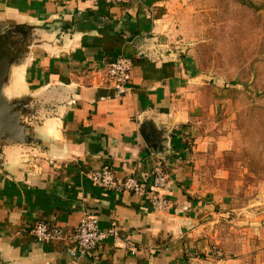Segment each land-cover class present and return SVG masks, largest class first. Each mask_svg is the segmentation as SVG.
<instances>
[{"label":"crops","instance_id":"obj_1","mask_svg":"<svg viewBox=\"0 0 264 264\" xmlns=\"http://www.w3.org/2000/svg\"><path fill=\"white\" fill-rule=\"evenodd\" d=\"M1 1L50 32V42L16 70L11 92L43 93L56 118L47 125L37 174L22 164L0 170V264H213L204 257L221 205L200 170L211 157L198 136L196 97L188 93L197 73L174 53L160 54L158 43L173 0ZM138 37L150 38L155 50L134 47ZM119 56L133 61L120 94L104 83ZM142 118L169 130L168 141L158 143L162 151L144 142ZM159 161L169 176L167 212L151 208L148 187L146 195L116 193L90 181L105 163L117 178L144 181ZM84 214L96 215L101 231L115 230L92 259L70 256ZM39 221L62 228L63 238L37 242L30 230Z\"/></svg>","mask_w":264,"mask_h":264},{"label":"rangeland","instance_id":"obj_2","mask_svg":"<svg viewBox=\"0 0 264 264\" xmlns=\"http://www.w3.org/2000/svg\"><path fill=\"white\" fill-rule=\"evenodd\" d=\"M168 15L160 54L174 53L197 73L188 93L196 97L198 136L211 157L200 170L221 205L204 258L263 264L264 0H173ZM22 152L11 161L41 159L33 152L36 158L25 163L31 151Z\"/></svg>","mask_w":264,"mask_h":264},{"label":"water","instance_id":"obj_3","mask_svg":"<svg viewBox=\"0 0 264 264\" xmlns=\"http://www.w3.org/2000/svg\"><path fill=\"white\" fill-rule=\"evenodd\" d=\"M5 5L0 0V170L15 164L10 157L16 151H31V155H24L25 163L36 158L33 152L42 157L41 150L47 146V124L56 118L43 93L11 92L15 71L31 61L35 48H43L50 42L47 38L50 32L45 24ZM133 45L138 50L147 47L155 50L150 38L138 37ZM139 131L154 153L162 151L158 143L165 144L169 138L168 129L157 130L145 118L140 122ZM31 163L22 165L37 174L39 166Z\"/></svg>","mask_w":264,"mask_h":264},{"label":"built area","instance_id":"obj_4","mask_svg":"<svg viewBox=\"0 0 264 264\" xmlns=\"http://www.w3.org/2000/svg\"><path fill=\"white\" fill-rule=\"evenodd\" d=\"M92 3L103 2L107 5L123 4L128 0H82ZM133 70L131 57L119 56L105 70V81L116 93L127 90ZM90 181L102 188L104 191L116 193L130 192L136 195H146V187L151 191L147 193V201L151 208L158 213L167 212L172 208L171 201L163 194L169 182L162 163L159 161L152 169L149 178L139 181L135 177L128 176L117 178L112 167L105 163L99 170L90 175ZM114 228L103 232L99 228L98 218L94 214H84L74 232V244L70 249V256L73 258H94V253L99 242L110 235H114ZM32 237L41 243L61 240L63 229L50 225L46 222H37L30 230Z\"/></svg>","mask_w":264,"mask_h":264},{"label":"bare ground","instance_id":"obj_5","mask_svg":"<svg viewBox=\"0 0 264 264\" xmlns=\"http://www.w3.org/2000/svg\"><path fill=\"white\" fill-rule=\"evenodd\" d=\"M19 72H20V71H16V72H15L14 84H16V82H17V80H18V74H19ZM13 88H14V86H13ZM50 121H51V120H50ZM50 121H49V122H50ZM49 122H48V123H49ZM47 125H48V124H47Z\"/></svg>","mask_w":264,"mask_h":264}]
</instances>
